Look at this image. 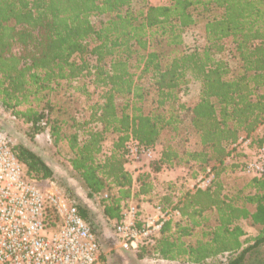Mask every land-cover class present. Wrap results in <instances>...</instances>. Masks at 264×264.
I'll use <instances>...</instances> for the list:
<instances>
[{
	"label": "trees",
	"instance_id": "16d2710c",
	"mask_svg": "<svg viewBox=\"0 0 264 264\" xmlns=\"http://www.w3.org/2000/svg\"><path fill=\"white\" fill-rule=\"evenodd\" d=\"M198 22L203 47H185L184 29ZM85 78L100 89L95 101L79 84ZM51 92L59 100L40 106V95ZM0 102L29 125L30 137L47 132L54 146L66 145L64 162L87 196L106 193L105 222L118 219L129 200L139 205L160 167L209 168L211 183L185 191L173 205L179 217L141 248L169 261L249 264L259 257L255 264H263L264 175L243 176L231 188L221 176L244 165L226 161L242 155L239 138L249 139L250 150L264 145V134L255 133L264 123V0H0ZM108 134L115 139L104 151ZM129 136L145 147L163 141L151 160L156 168L150 162L137 188L125 168ZM189 136L198 148L184 147ZM11 150L28 178L53 179L54 167L38 153L22 144ZM76 207L90 223L86 208ZM47 219L54 224V212ZM241 221L256 234L242 239ZM105 235L111 243L113 234Z\"/></svg>",
	"mask_w": 264,
	"mask_h": 264
},
{
	"label": "built area",
	"instance_id": "2783aa9c",
	"mask_svg": "<svg viewBox=\"0 0 264 264\" xmlns=\"http://www.w3.org/2000/svg\"><path fill=\"white\" fill-rule=\"evenodd\" d=\"M0 107H4L1 102ZM235 147L242 154V175H264V145L250 150L249 139L239 138ZM124 152L125 168L133 177L135 170L130 167L157 158L160 147H145L129 136ZM235 157L240 156L230 155L226 161ZM212 179L213 172L207 168L194 178L191 189H204ZM151 209L145 213L132 200L122 208L112 224L119 248L139 250L165 222L180 215L174 207L158 204ZM49 212L56 216L54 224L47 219ZM100 254L95 232L76 205L57 189L42 190L28 178L9 137L0 129V264H99Z\"/></svg>",
	"mask_w": 264,
	"mask_h": 264
},
{
	"label": "rangeland",
	"instance_id": "374dc122",
	"mask_svg": "<svg viewBox=\"0 0 264 264\" xmlns=\"http://www.w3.org/2000/svg\"><path fill=\"white\" fill-rule=\"evenodd\" d=\"M148 2L151 4L158 3L156 0H148ZM101 21V17L95 16L92 18V23L96 28L99 27ZM202 26L203 22H198L197 24L184 29L185 47H198L200 49L203 47L205 39ZM86 59L91 64H94V58L92 56H87ZM76 60H78V57H76ZM83 83L86 85L88 92H91V99L95 101L100 89L95 88L89 81V78H85L82 81H79V84ZM59 91L61 92L62 90ZM197 91L198 85H192L190 87L189 98L195 99L197 97ZM74 96L78 98L81 106L86 103V99L83 95L76 93L74 94ZM60 97L61 93L59 92H51L47 95H40V106L44 104L47 98L55 101L56 99L59 100ZM30 105L34 106L36 105V102L32 101ZM25 107L26 106H22L20 107V109H24ZM28 126L29 125L24 123L21 118L14 117L11 114L10 110H6L4 107H0V129L7 134L10 139L11 145L22 144L30 148L54 167L55 175L53 179H44L37 181L39 188L42 190L50 188L57 189L66 197H68L75 205L77 204V206L86 208L90 224L94 229L100 246L101 254L99 258V264H192L184 261H169L162 259L154 254H151V252L147 248H145V250L140 248L136 251L124 250L119 248L116 244H113V242L112 244L107 242L105 233H108L110 231L111 234H113V221L105 222L103 217V207L101 199L107 197L106 193H102L99 198H90L89 196H87L86 191L80 187L76 175L64 162L63 156L67 153L66 145L59 143L58 145L54 146L47 132H42L38 135L30 137ZM255 133L259 135L264 134V123L256 129ZM114 139V134L107 135L106 139L102 143V148L104 151H109V149L112 147V142ZM161 143L163 144L162 140L158 142V145H161ZM184 147L198 148L196 139L193 136H189V139L184 144ZM177 148L182 149V146ZM241 159L242 157L240 156L238 160ZM231 160L232 158L227 160V163L232 162ZM150 162L152 163V165ZM149 165H151V168L154 169L156 168L157 162L155 161L153 163L152 161H149L146 163H135L130 168L135 171L140 170L138 174H141L142 172L149 169ZM160 168H162L161 170H163L162 173H167V176L171 177H169L167 180L164 179L160 186H156L157 188L155 189V192L150 197L147 196L148 193L145 194V203H148V206L143 207L140 203L138 205L139 209H143L145 213L150 212L152 210L151 208L158 204L168 208H173V205L185 191L194 190L191 189L192 182L194 178L200 172H202L200 171V169H196L195 166L188 169L175 162L171 167L163 168L162 166ZM243 176L244 175H242L240 171H234L225 173L221 176V178L224 180L226 188H231L232 186L238 187ZM140 200L141 199H138L139 202ZM134 202L136 203V201ZM240 225L246 232V235L242 239H244L246 236H252L256 234V230L250 227L247 222L241 221ZM262 247L263 254L261 258L262 263L264 264V245ZM225 258L226 255H224L222 259L224 260ZM257 261H259V257H253L249 260V264H255ZM209 264H213V262H210Z\"/></svg>",
	"mask_w": 264,
	"mask_h": 264
},
{
	"label": "crops",
	"instance_id": "0c3cea01",
	"mask_svg": "<svg viewBox=\"0 0 264 264\" xmlns=\"http://www.w3.org/2000/svg\"><path fill=\"white\" fill-rule=\"evenodd\" d=\"M148 171H149V169H148ZM162 172H163V170L151 173V176L149 179L150 192H148V195H147L148 197H150L155 192V189L157 188L156 186H160V184L162 183V181L164 179L167 180L169 177H171V176H167V173H162ZM138 173H139V170L135 171V175H133V177H132L134 188H137V186H138V184L136 182V178L139 175ZM139 198L141 199L139 203L142 204L143 207L148 206V203H145V195H140ZM110 242H111L110 244H112V242H113V244H116V239L114 236H112Z\"/></svg>",
	"mask_w": 264,
	"mask_h": 264
}]
</instances>
